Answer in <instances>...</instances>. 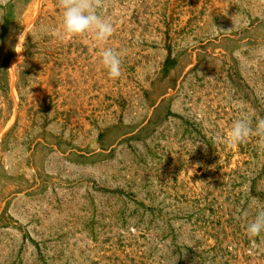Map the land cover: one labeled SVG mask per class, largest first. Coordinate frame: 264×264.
Here are the masks:
<instances>
[{
    "label": "rangeland",
    "instance_id": "1",
    "mask_svg": "<svg viewBox=\"0 0 264 264\" xmlns=\"http://www.w3.org/2000/svg\"><path fill=\"white\" fill-rule=\"evenodd\" d=\"M94 3L0 0V264H264V0Z\"/></svg>",
    "mask_w": 264,
    "mask_h": 264
},
{
    "label": "clouds",
    "instance_id": "2",
    "mask_svg": "<svg viewBox=\"0 0 264 264\" xmlns=\"http://www.w3.org/2000/svg\"><path fill=\"white\" fill-rule=\"evenodd\" d=\"M62 7V26L65 34L82 37L94 33L96 40L101 42L112 36L113 25L101 18L94 0H62ZM21 35L18 37V41ZM22 59L21 56L20 60ZM101 63L111 78L117 79L121 76L120 55L113 49L105 48L102 51ZM262 129H264V120L259 122L257 131L260 132ZM251 134L250 119L247 117L238 119L231 126L229 142L235 146L244 142ZM245 230L249 237L253 238L252 243L255 245V238L264 234V211L258 213L253 220L248 222Z\"/></svg>",
    "mask_w": 264,
    "mask_h": 264
}]
</instances>
